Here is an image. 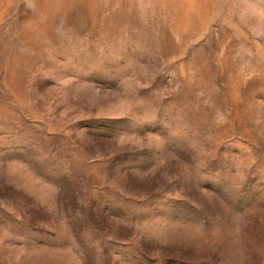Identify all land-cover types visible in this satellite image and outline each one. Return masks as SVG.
Returning a JSON list of instances; mask_svg holds the SVG:
<instances>
[{
    "label": "rangeland",
    "instance_id": "1",
    "mask_svg": "<svg viewBox=\"0 0 264 264\" xmlns=\"http://www.w3.org/2000/svg\"><path fill=\"white\" fill-rule=\"evenodd\" d=\"M0 264H264V0H0Z\"/></svg>",
    "mask_w": 264,
    "mask_h": 264
}]
</instances>
